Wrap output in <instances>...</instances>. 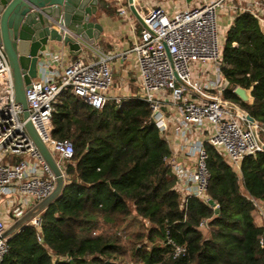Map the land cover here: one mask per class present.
I'll return each instance as SVG.
<instances>
[{
    "label": "trees",
    "instance_id": "trees-1",
    "mask_svg": "<svg viewBox=\"0 0 264 264\" xmlns=\"http://www.w3.org/2000/svg\"><path fill=\"white\" fill-rule=\"evenodd\" d=\"M221 66L226 99L264 126V25L252 13L235 16ZM236 87L249 91L252 101H242ZM52 120L54 137L71 140L75 150L65 166V189L41 213L40 228L28 224L8 240L2 264H264L263 228L251 201L264 202V152L247 157L238 172L207 145L216 214L198 198L183 205L167 163L170 145L146 102L119 109L110 101L98 110L67 90ZM133 216L147 228L127 233ZM208 219V228H201ZM167 229L186 245L185 256L174 259L167 244L147 249L166 241Z\"/></svg>",
    "mask_w": 264,
    "mask_h": 264
},
{
    "label": "built area",
    "instance_id": "built-area-1",
    "mask_svg": "<svg viewBox=\"0 0 264 264\" xmlns=\"http://www.w3.org/2000/svg\"><path fill=\"white\" fill-rule=\"evenodd\" d=\"M108 1L117 5L123 2ZM235 1L199 0L195 7L172 14L163 6H155L148 12L138 10L148 28L142 26L138 42L129 51L136 55L140 81V95L130 98L109 94L114 86L111 64L118 55L103 53L93 46L86 50L91 51L93 60L77 58L67 63L64 52L46 54L39 61V77L25 90L28 118L24 117L23 106L16 99L13 69L0 45V198L13 199L15 219L23 217L31 204L36 205L50 196L57 183L54 172L27 130L28 123L62 168L65 181L67 179L65 166L74 158V145L71 140L54 137L52 120L55 104L67 90L98 110L110 101H115L119 109L146 102L151 120L169 145L168 132L177 120L171 111L175 110L181 116L175 131L178 145L177 149L170 145L167 159L176 177L175 189L184 206L190 199L198 198L215 211L220 209L217 203L210 204L207 145L217 148L238 172L247 157L264 152V126L256 122L257 140L245 116L227 104V82L221 66L224 41L218 25V18L227 12L233 13V20L239 12H250L264 25V0H250L248 7L241 8ZM128 13V8L119 10L121 16ZM180 151L193 159L192 167L180 160ZM12 158L14 162L9 160ZM251 201L256 208L258 225L263 228L259 244L264 249V202L254 198ZM40 215L28 224L40 228ZM209 222V219L201 221L200 227L208 228ZM7 229V221L0 214V264L8 253L9 238L4 236ZM166 233V241L150 243L147 249L167 244L172 249L171 257L185 256L186 245L172 239L168 229Z\"/></svg>",
    "mask_w": 264,
    "mask_h": 264
},
{
    "label": "water",
    "instance_id": "water-1",
    "mask_svg": "<svg viewBox=\"0 0 264 264\" xmlns=\"http://www.w3.org/2000/svg\"><path fill=\"white\" fill-rule=\"evenodd\" d=\"M103 0H0V45L13 69L17 101L22 104L24 117L28 118V106L25 90L39 77V61L55 45L69 49L70 55L78 57L99 41L103 27L94 21ZM129 9L140 24L148 28L140 15L134 0H128ZM235 93L249 102V92L237 87ZM228 106L240 111L252 127L258 140L256 120L234 102ZM27 130L44 159L54 172L57 183L54 192L38 204H31L29 211L7 229L6 238H11L28 225L35 216L40 215L50 205L60 199L65 189V177L50 151L47 149L31 123ZM215 205L214 200L210 201ZM220 209L216 210L218 214Z\"/></svg>",
    "mask_w": 264,
    "mask_h": 264
},
{
    "label": "crops",
    "instance_id": "crops-1",
    "mask_svg": "<svg viewBox=\"0 0 264 264\" xmlns=\"http://www.w3.org/2000/svg\"><path fill=\"white\" fill-rule=\"evenodd\" d=\"M198 2L199 0H134L135 5L140 12H148L155 6H163L170 14L183 8H193L198 4ZM235 3H238V7L240 8L249 6L251 4L250 0H237ZM109 8H116L118 12L116 14H110L108 11ZM120 8H128V15L121 16L119 14ZM232 15V12L221 14L220 20H223V25L220 26L225 31V33L232 24ZM94 21L103 27L102 35L94 47L103 53L118 55V59L111 64L115 82L113 88L109 91L110 96H120L126 99L140 95V81L136 55L129 51L138 42L142 25L131 13L128 0H123L122 4L120 5H117L113 2L111 3L108 0L101 1L99 5V11L94 17ZM50 49L51 50L49 54L64 52L65 62L67 63H70L72 60L77 58H84L86 61H91L94 59L91 51H86L85 54L83 53L78 57H73L70 55L69 49L63 45L55 44ZM251 100L252 96L250 94V102ZM171 114L177 120L175 121L176 123L172 124L168 132V138L172 149H177L178 139L176 137L175 131L177 129L178 120L181 118V116H179L177 112L175 113V110L171 111ZM178 155L183 163L191 167L193 166V159L186 157L182 151H180V153L178 152ZM9 160L14 161V158ZM29 200L30 202L33 201L32 198H29ZM14 207L15 206L12 198H0V214L5 217L8 228L14 223L12 217V211ZM130 226L132 229L131 231L140 230L139 225L134 226L130 223Z\"/></svg>",
    "mask_w": 264,
    "mask_h": 264
},
{
    "label": "rangeland",
    "instance_id": "rangeland-1",
    "mask_svg": "<svg viewBox=\"0 0 264 264\" xmlns=\"http://www.w3.org/2000/svg\"><path fill=\"white\" fill-rule=\"evenodd\" d=\"M246 7H248V6H246ZM218 25H219V28L223 25V20L221 21L219 18H218ZM221 25V26H220ZM219 32H220V37H221V40H222V42L224 41L225 42V31L222 29V27L220 28V30H219ZM114 82H115V77H114ZM252 101V100H251ZM249 102H250V100H249ZM225 157V156H224ZM226 159V158H225ZM130 223L132 224V225H134V226H136V225H139V229L141 230H143L144 228H147L145 225H143L144 223L142 222V220L140 219L139 220V218L138 217H135V216H133L132 217V219L130 220ZM130 223L128 224V226H127V228L125 229V231L128 233V232H133V231H135V230H133V231H131L132 229H131V226H130ZM256 223L258 224L259 223V221H258V219L256 218ZM140 230H138V231H140Z\"/></svg>",
    "mask_w": 264,
    "mask_h": 264
}]
</instances>
